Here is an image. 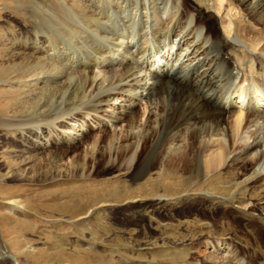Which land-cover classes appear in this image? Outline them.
I'll use <instances>...</instances> for the list:
<instances>
[{
    "label": "bare ground",
    "instance_id": "bare-ground-1",
    "mask_svg": "<svg viewBox=\"0 0 264 264\" xmlns=\"http://www.w3.org/2000/svg\"><path fill=\"white\" fill-rule=\"evenodd\" d=\"M43 1L46 8L41 0L31 4L33 27L18 31L13 49L4 46L9 52L4 56L13 62L6 59L3 65L4 73L12 76H0V93H9L0 94V102L9 99L0 103V134L11 139L19 136L28 144L32 139L41 143L40 137L47 133L45 142L55 145L66 141L67 134L85 133L86 119L80 123L78 118L112 107L127 93L133 106L142 103L140 113L131 107L112 116L107 122L112 131L106 137L84 138V150L70 166L77 173L93 162L102 171H117L133 179L146 159L150 160L146 172L156 171L145 185L134 188L121 177L112 180L117 186L111 182L96 190L92 184L82 192L75 187L69 205L59 212L73 215L93 201L104 208L111 200H149L170 207L192 192L206 191L210 219L186 223L205 233L189 235L188 242L173 249L175 257L168 258L165 250L152 254L148 264H246L252 260L264 264V246L254 229L243 232L238 221L234 226L233 220L211 217L218 207L235 208L241 218L254 223L259 219L250 210L264 206V0H196L194 6L189 0ZM189 10L194 12L191 17ZM202 18L207 24L204 30L198 24ZM186 26L178 42L172 43ZM186 37L198 47L188 49L183 58L188 60L199 49L203 54L189 58L190 65H183L182 59L175 67ZM162 61L170 63L171 69L180 67L179 72L165 70L164 81L160 80L154 75H159L155 66ZM134 78L140 79L130 84ZM153 97L158 98L155 105ZM259 123L261 136L259 129H253ZM104 124L101 120L98 126ZM60 128L62 136L56 141L52 133ZM74 148L70 144L58 149L56 163L62 165ZM8 149L0 148L5 158ZM7 157L11 162V156ZM83 192L92 198L77 199L75 193ZM6 204L21 208L17 200L8 199ZM87 211L70 220L85 218ZM157 223L163 225L162 220ZM204 235L210 239L204 245H212L216 252L222 247L229 256H205L195 249ZM180 238L185 240L183 235ZM234 239L245 246L236 245ZM11 241L8 250L0 241V264H18L21 248L18 240Z\"/></svg>",
    "mask_w": 264,
    "mask_h": 264
},
{
    "label": "rangeland",
    "instance_id": "rangeland-1",
    "mask_svg": "<svg viewBox=\"0 0 264 264\" xmlns=\"http://www.w3.org/2000/svg\"><path fill=\"white\" fill-rule=\"evenodd\" d=\"M36 1L38 0H0V76H12V74L7 75L4 73L3 65L6 64L7 61L5 60L8 58L4 55L9 53L4 46L11 48L13 38L18 31L33 27L31 26L33 22L30 9L33 8V6L31 8V4ZM41 3L43 8H46L43 0H41ZM189 3L194 6L196 0H189ZM207 9L210 11V7L206 5ZM188 15L191 17L194 12L189 10ZM199 21L198 24L203 28L202 30L206 29V19L202 18ZM186 29L187 26L182 27L179 36H173L171 39L172 43L176 44ZM186 38L183 43L185 50L180 58L178 57L179 60L175 67H178L182 59L183 65H190L189 58L190 60H193L194 57L195 59L201 58L203 54L202 49H199L196 54L189 55L188 60L183 58L185 52L190 51L188 49H192L195 44L192 38ZM197 47L195 46L194 49L197 50ZM7 60L13 62L10 61L11 58ZM157 65L158 63L155 68L159 67L156 70L160 71L157 72L159 75L156 73L153 75L158 76L157 78L160 80H163L161 75L163 71L170 70L174 73L176 69L178 70L176 72H179L180 69V67L171 69L169 67L170 63L167 65L165 61ZM142 75L143 73L137 74V76ZM139 79L134 78L133 82L129 83H134ZM2 91L1 96L6 97L9 95L8 90ZM138 91L139 89H136L135 92ZM126 95L127 93H124L121 98L112 102V107H102L98 109L99 112L98 110L95 111L97 114L89 112L90 114L84 119L78 118L80 123L86 119L83 124L85 125L86 134L81 135V131L72 132L67 134L66 141L59 142L58 139L62 136L63 129L60 128L54 131L52 135L56 141L58 140L55 145L50 146L49 143L45 142L48 137L47 133H43L40 137L41 143H37L35 142L36 139H32L28 144L23 143L19 136L11 139L9 136L4 137L0 134V148L9 146L7 154L11 156L9 157L11 162H7V154L5 158L1 152L2 150H0V241L4 243L5 248L8 250L14 243L11 240H18L17 243L21 248V254L17 257L18 264H148L153 259L152 254L155 256L160 250H165L169 252L170 257L168 256V258L175 257L174 250L177 251L176 248H180L179 245L182 246L183 243L188 242V238L191 237L189 235L194 236L195 234L199 235L201 233L200 235H202L205 233L202 229L200 231L198 229L192 230L186 223L187 221L195 222L199 219L204 223L207 219H210L209 212L211 208L208 207L205 201L206 191L192 192L195 194L170 207H159L155 205L156 202L149 200L127 203L111 200V205L104 208L97 207L98 203L93 201L92 204L87 203L83 210L73 215L59 212L61 208H67L65 206L69 205L75 187H80L77 192H82L86 186H92L93 184L91 188L97 190L103 184H110L112 180L121 177L122 181H126L130 187L134 188L136 185H145L148 180L153 178L156 171L146 172V167L150 161L146 159L143 161L144 164L140 168V173L133 179L127 178L117 171H102V167H95L93 162L89 163L86 170H80L77 173L72 171L73 167L70 166V161L74 160L73 157L83 152L84 146L82 143L84 138L106 137L107 133L112 131L107 122L114 116L123 114L126 109L128 111L132 107L133 112L140 113L142 103L133 106ZM155 98L157 97L152 98L154 105L158 101V98ZM8 101L9 99L0 103L4 105ZM164 104L168 109L169 101L165 98ZM101 120L105 121L106 124L98 126ZM125 124L123 121L121 126L123 127ZM255 128L259 129L257 134L261 136L263 133L262 124H257L253 129ZM79 129L81 130V128ZM71 136L74 141L70 139L68 141L67 138H71ZM11 141L14 143L10 144ZM69 143L75 148L66 154L61 162L62 165L59 162L56 163L57 150L69 147ZM53 157L55 158L53 159ZM76 174L78 175L76 178L72 177ZM169 179L175 180V178ZM117 183V181H114L110 185L117 186ZM75 194L78 197L77 199L92 198L90 193H87V195L85 192ZM8 199L17 200L21 208L14 209L6 204ZM261 207H263L261 209L263 213L257 209H253L255 211L250 210L253 217L259 219L254 223H249L241 218L242 216L235 208L224 209L218 207L211 217L217 220L223 217L233 220L234 226H237L239 222L243 232L247 228L254 229L259 242L264 246V228L262 227V224L264 225V206ZM86 211L85 218L78 221L70 220L77 217V215H83ZM158 220H162L163 225H158ZM165 222H171L172 225L166 226ZM180 235H183L185 240L182 241ZM226 236L229 237V235ZM209 240L205 236L202 243L195 249L205 256H217L218 258L229 256L230 253L222 247L216 252L212 245H204V242ZM234 243L245 246L239 239H234ZM246 264L256 263L252 260V263L248 262Z\"/></svg>",
    "mask_w": 264,
    "mask_h": 264
}]
</instances>
